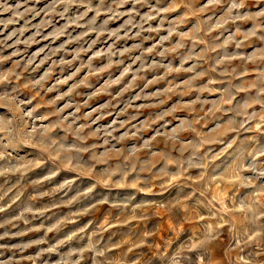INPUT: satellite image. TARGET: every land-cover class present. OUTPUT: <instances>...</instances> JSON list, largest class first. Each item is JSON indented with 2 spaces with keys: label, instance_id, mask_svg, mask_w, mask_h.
<instances>
[{
  "label": "rangeland",
  "instance_id": "374dc122",
  "mask_svg": "<svg viewBox=\"0 0 264 264\" xmlns=\"http://www.w3.org/2000/svg\"><path fill=\"white\" fill-rule=\"evenodd\" d=\"M0 264H264V0H0Z\"/></svg>",
  "mask_w": 264,
  "mask_h": 264
}]
</instances>
